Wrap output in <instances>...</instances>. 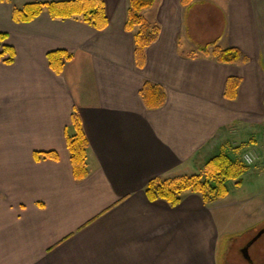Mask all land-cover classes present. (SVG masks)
<instances>
[{
  "label": "crops",
  "instance_id": "obj_1",
  "mask_svg": "<svg viewBox=\"0 0 264 264\" xmlns=\"http://www.w3.org/2000/svg\"><path fill=\"white\" fill-rule=\"evenodd\" d=\"M32 1L50 0L0 1V31L16 51L13 63L0 59V264H220L221 205L185 191L172 206L146 187L196 173L235 126L264 149V0H156L144 15L161 32L143 67L125 28L130 0H105L101 30L47 9L14 21V5ZM215 46L250 59L219 62ZM60 49L72 58L57 73L48 53ZM230 77L242 80L235 99ZM146 81L165 88L161 107L146 106ZM74 113L89 140L81 180L67 144ZM48 151L59 158L35 156Z\"/></svg>",
  "mask_w": 264,
  "mask_h": 264
},
{
  "label": "trees",
  "instance_id": "obj_2",
  "mask_svg": "<svg viewBox=\"0 0 264 264\" xmlns=\"http://www.w3.org/2000/svg\"><path fill=\"white\" fill-rule=\"evenodd\" d=\"M5 1V0H0ZM156 0H130L127 21V31H135V57L139 67L146 63V49L160 36V26L151 23L144 15V10L152 7ZM194 0H182L183 5H189ZM45 9L53 18L68 19L78 18L85 23L97 28L104 29L108 25L105 0H50L32 1L22 7L14 5L13 19L16 22H31L36 19ZM9 34L0 31V59L8 54L3 60L13 63L16 51L13 46L5 43ZM209 54L208 47L200 50ZM219 62L245 63L249 57L238 47L221 48L215 46L211 52ZM72 58L67 50H55L48 53L51 68L60 73L66 62ZM241 78L230 77L228 79L225 96L235 99ZM142 98L150 109L159 108L166 102L167 93L165 88L151 81H146L141 89ZM75 133L67 134V144L70 152L74 175L78 180L84 179L89 174L87 167V153L89 140L84 131L82 121L77 113L73 115ZM37 159L59 158L56 151L36 152ZM250 166L241 160L235 159L224 149L219 148L213 155L206 159L203 169L199 173L179 175L170 178H155L146 187V194L150 200L164 199L172 206L182 202L185 191L198 193L206 204L226 197L230 193L229 181L238 180L241 183L242 176L247 173Z\"/></svg>",
  "mask_w": 264,
  "mask_h": 264
},
{
  "label": "rangeland",
  "instance_id": "obj_3",
  "mask_svg": "<svg viewBox=\"0 0 264 264\" xmlns=\"http://www.w3.org/2000/svg\"><path fill=\"white\" fill-rule=\"evenodd\" d=\"M232 133L233 135H225L224 133V136L219 141L217 139L212 142V148L216 149L217 144L222 143L220 144L222 145L221 149L226 150L232 157L244 163L245 153L249 151L262 152L264 150L257 146H250L253 145L250 144L252 136L250 133L240 129V127L235 126V130ZM224 137L228 138L226 143H223L225 141ZM261 152H258V154H261ZM204 163L205 161H200L199 165H197L196 173L202 171ZM249 166L250 169L242 176L241 183L238 184V180L229 181L230 193L226 198L224 197L210 203L213 206L221 205V208L214 211L215 216L219 217L218 220L222 226V239L218 258L220 264H252L244 257L242 250L249 244L251 238L253 239L264 230L263 224H258L261 222L260 218L264 217V215L259 217L257 210L260 205L259 202H264V194L262 197H254V202H245L257 192L264 190V161L258 160V163ZM165 178L162 177L161 179ZM235 202L239 204H235ZM249 253L253 260L264 264V232L250 247Z\"/></svg>",
  "mask_w": 264,
  "mask_h": 264
},
{
  "label": "built area",
  "instance_id": "obj_4",
  "mask_svg": "<svg viewBox=\"0 0 264 264\" xmlns=\"http://www.w3.org/2000/svg\"><path fill=\"white\" fill-rule=\"evenodd\" d=\"M259 159L264 161V150L261 154H258L257 151H249L244 155L245 163L248 165L256 163Z\"/></svg>",
  "mask_w": 264,
  "mask_h": 264
},
{
  "label": "water",
  "instance_id": "obj_5",
  "mask_svg": "<svg viewBox=\"0 0 264 264\" xmlns=\"http://www.w3.org/2000/svg\"><path fill=\"white\" fill-rule=\"evenodd\" d=\"M261 234H262V232H261L260 234H258V236H256L255 238H253V239L249 242V244L243 249V251H244L245 256H246L247 259H249V260L252 259L251 255H250V253H249V248H250V246L253 245V243L259 238V236H260Z\"/></svg>",
  "mask_w": 264,
  "mask_h": 264
},
{
  "label": "flooded vegetation",
  "instance_id": "obj_6",
  "mask_svg": "<svg viewBox=\"0 0 264 264\" xmlns=\"http://www.w3.org/2000/svg\"><path fill=\"white\" fill-rule=\"evenodd\" d=\"M264 228V227H263ZM264 232V230L262 231V233ZM258 236V235H257ZM261 236V235H260ZM259 236V237H260ZM256 237V236H255ZM254 237V238H255ZM251 240H252V238H251ZM255 243V242H254ZM253 243V244H254ZM251 247V246H250ZM250 249V248H249ZM242 253H243V255H244V257L246 258V256H245V253H244V251L242 250ZM247 259V258H246ZM250 263H252V264H257L258 262H256L255 260H253V259H251V260H249V259H247ZM258 264H260V263H258Z\"/></svg>",
  "mask_w": 264,
  "mask_h": 264
}]
</instances>
